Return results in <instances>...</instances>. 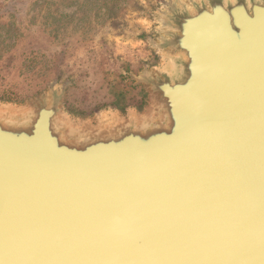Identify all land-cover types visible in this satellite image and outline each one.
Listing matches in <instances>:
<instances>
[{
    "label": "water",
    "instance_id": "1",
    "mask_svg": "<svg viewBox=\"0 0 264 264\" xmlns=\"http://www.w3.org/2000/svg\"><path fill=\"white\" fill-rule=\"evenodd\" d=\"M149 104L0 105V264H264V0H165Z\"/></svg>",
    "mask_w": 264,
    "mask_h": 264
},
{
    "label": "rangeland",
    "instance_id": "2",
    "mask_svg": "<svg viewBox=\"0 0 264 264\" xmlns=\"http://www.w3.org/2000/svg\"><path fill=\"white\" fill-rule=\"evenodd\" d=\"M164 1L0 0V105L24 107L53 83L67 86L74 121L143 111L149 94L135 77L165 66L153 45Z\"/></svg>",
    "mask_w": 264,
    "mask_h": 264
},
{
    "label": "trees",
    "instance_id": "3",
    "mask_svg": "<svg viewBox=\"0 0 264 264\" xmlns=\"http://www.w3.org/2000/svg\"><path fill=\"white\" fill-rule=\"evenodd\" d=\"M117 6H118V4L113 3L112 7L109 10L114 11V10H116Z\"/></svg>",
    "mask_w": 264,
    "mask_h": 264
}]
</instances>
